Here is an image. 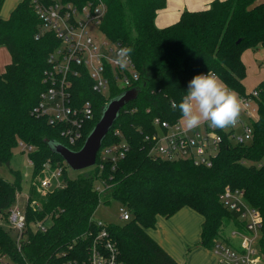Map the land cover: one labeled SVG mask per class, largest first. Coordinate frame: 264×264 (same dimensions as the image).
Listing matches in <instances>:
<instances>
[{
	"label": "trees",
	"instance_id": "1",
	"mask_svg": "<svg viewBox=\"0 0 264 264\" xmlns=\"http://www.w3.org/2000/svg\"><path fill=\"white\" fill-rule=\"evenodd\" d=\"M4 2L0 0V46L8 48L12 60L0 70V165L10 164L22 141L33 147L28 157L34 161V171L20 241L3 220L8 221L21 189V174L18 172L13 181L0 175V264H11L6 258L12 264L83 263L94 242L110 254L101 243L104 239L113 242L117 259L124 264H185L148 229L156 226L158 215L171 216L189 206L204 216L200 243L212 248L229 222L236 224L234 212L219 197L227 185L242 189L248 202L264 216V79L255 87L258 95L253 97L258 116L252 120V141L234 143L229 132L219 129L223 140L211 166L189 158L154 157L145 139L155 131V117L172 123L181 119L172 102L182 100L189 81L198 74L211 70L240 97L252 95L245 84L243 53L264 46V2L213 0L208 8L186 9L177 21L159 27L156 16L167 0H104L100 29L110 40L134 49L131 56L140 73L136 85L142 90L121 109L102 142L105 147L122 140L115 133L119 129L130 146L126 156L115 164L106 161L100 169L98 153L96 165L75 177L69 176L68 164L50 149L46 139L81 148L99 120L102 106L124 89L114 75L108 94L92 89L87 72L75 79L77 101L92 99L95 116L85 124L83 138L71 145L61 134L63 124H53L35 110L46 86L49 54L61 41L53 31L41 28L32 0H21L8 18L1 16ZM48 160L52 167H63L65 182L42 193L37 178ZM99 182L109 187L105 203L116 200L127 205L131 219L98 224ZM37 222H43L46 229L36 228ZM103 229L107 236L98 237Z\"/></svg>",
	"mask_w": 264,
	"mask_h": 264
},
{
	"label": "built area",
	"instance_id": "2",
	"mask_svg": "<svg viewBox=\"0 0 264 264\" xmlns=\"http://www.w3.org/2000/svg\"><path fill=\"white\" fill-rule=\"evenodd\" d=\"M32 2L36 14L41 19V28L53 31L61 41L49 54L50 66L45 73L46 86L41 92L35 110L45 114L51 123L63 124L62 136L74 145L83 138L85 124L95 116L92 99L77 101L74 92L75 79L87 72L88 77L92 79V89L108 94L112 75L123 89H127L137 84L140 73L132 56L123 68L116 62V51L126 46L110 40L100 29L101 17L106 9L104 0H86L82 4L72 0ZM96 29L103 33V39L96 37ZM251 93L250 97H240V105L244 107V112L239 114L237 123L229 130L222 129L229 132L234 143L246 144L253 139L252 120L258 116V104L253 97L258 95V90L254 89ZM154 123L155 131L145 136L150 155L168 159L189 158L199 165H212L223 140V134L219 129L210 127L205 122L200 125L203 129L200 130L198 126L190 131L181 124L180 119L172 123L159 117H155ZM238 128L239 132L236 131ZM115 133L121 136L122 140L111 146H101L98 151L100 169L104 168L106 161L115 164L124 158L130 148L121 131L116 129ZM19 145L27 154L33 149L31 145L22 141ZM30 162L34 164L32 158ZM48 169L52 170L51 176L46 175ZM62 175V166L52 167L49 160L45 162L39 180L40 191L45 193L63 186L65 180ZM108 189L104 182L97 183V190L101 194L99 206L105 204ZM219 197L223 205L235 214L236 227L232 229L231 235L238 240L231 243L224 234L215 239L212 249L217 256V263L264 264L262 250L264 216L261 210L248 202L240 188L227 185ZM119 204V217L124 220L131 219L132 213L128 206ZM96 219L99 225L105 224L103 220ZM8 222L20 241L26 227L25 211L18 206H12ZM34 225L36 228L46 229L43 222ZM107 234V230L103 229L98 237H106ZM101 243L106 251L108 249L111 251L110 254L100 250L98 242H94L87 261L83 263L73 261L69 264H124L117 259L116 249L111 240L104 239ZM1 260L4 263L3 258Z\"/></svg>",
	"mask_w": 264,
	"mask_h": 264
},
{
	"label": "rangeland",
	"instance_id": "3",
	"mask_svg": "<svg viewBox=\"0 0 264 264\" xmlns=\"http://www.w3.org/2000/svg\"><path fill=\"white\" fill-rule=\"evenodd\" d=\"M9 1L11 2V0H5L4 2L5 7L3 6L2 10H4L5 13H8L11 9V6L7 7L8 6L7 2ZM95 35L98 39H103L104 37L103 33L99 31L98 29H96ZM243 57L247 65V73L245 77L246 88L248 91H253L255 87L257 86V84L262 79H264V46H261L259 49H256V50L250 49V48L246 49L243 53ZM235 93L237 94V97L240 101V96L238 95L237 92ZM242 112H243V107L240 105V113ZM180 121H181V124L184 126V124L182 123V120ZM199 129L200 130L203 129V126H200ZM224 129L229 130L231 129V126L226 127ZM193 130L194 129L190 131H193ZM236 131L239 132L240 128H238V130L236 129ZM67 169H68L69 176L75 177L80 172L88 171L90 167L76 170L68 165ZM33 171H34L33 164H31L30 158L28 157L27 152H23L22 147L20 145H18L14 149V155L11 159L10 164L0 165V175H2L4 178L10 181L15 180L16 174L18 172H20L21 174V178H22L21 179V189L19 190L16 201L13 204V206L20 207L21 210H24L26 201L28 199V195L30 193V189H31L32 182H33ZM46 175L51 176L52 170L48 169L46 172ZM39 180H40V176L37 178V181ZM119 209H120L119 202L116 200H113L111 203H105V204L100 205L95 212V217L103 220L105 223H109V222H121L122 223L126 220L119 217L118 215ZM3 224L5 225L6 228L11 229V231L15 233V230L11 227L10 223L7 220L4 219ZM159 226H161V224H159ZM235 227H236L235 224H233L232 222H229V224L223 230L224 235L228 238V240L231 243H235L238 240L237 238L232 237L231 235V231ZM187 236H188V239H191V240L196 239V237H198L195 226L192 225V227H190V231L188 232ZM186 247H187V254L189 253L188 251H190L187 257L188 264H218L217 256L211 251L212 249L209 248L208 250L202 253L194 252L191 255V250H189L190 248H188V245H186ZM181 248L180 246H177L176 251L181 252L183 249ZM6 260H8L12 264L11 260L7 258Z\"/></svg>",
	"mask_w": 264,
	"mask_h": 264
},
{
	"label": "crops",
	"instance_id": "4",
	"mask_svg": "<svg viewBox=\"0 0 264 264\" xmlns=\"http://www.w3.org/2000/svg\"><path fill=\"white\" fill-rule=\"evenodd\" d=\"M20 1L21 0H11V2H7V7L11 6V9L8 13L1 10V16L3 18H8L12 10ZM212 1L213 0H167V5L157 13L156 23L159 27H164L177 21L184 10H200L208 8ZM258 1L264 2L263 0ZM11 60L12 57L8 48L6 46H0V70H5L6 65L10 63ZM203 221L204 216L201 213L189 206H184L171 216L158 215L156 226L149 228L148 231L180 263L188 264L187 257L190 251H188L189 253L187 254L186 245L190 248L191 255L194 252L202 253L209 249L200 243ZM159 224H161V226H159ZM192 225L196 227L198 237L191 240L188 239L187 234ZM177 246L183 248H181V252L176 251ZM211 251L214 253L213 249Z\"/></svg>",
	"mask_w": 264,
	"mask_h": 264
},
{
	"label": "clouds",
	"instance_id": "5",
	"mask_svg": "<svg viewBox=\"0 0 264 264\" xmlns=\"http://www.w3.org/2000/svg\"><path fill=\"white\" fill-rule=\"evenodd\" d=\"M134 49L121 47L116 51V62L123 68ZM188 90L173 109H179L185 128L192 130L207 122L210 127L224 129L234 126L240 114L237 94L211 70L194 76L188 83Z\"/></svg>",
	"mask_w": 264,
	"mask_h": 264
},
{
	"label": "water",
	"instance_id": "6",
	"mask_svg": "<svg viewBox=\"0 0 264 264\" xmlns=\"http://www.w3.org/2000/svg\"><path fill=\"white\" fill-rule=\"evenodd\" d=\"M141 90L142 86L136 85L111 97L102 106L101 116L87 135L81 148L72 149L57 139H46L50 149L60 154L73 169L80 170L94 166L102 142L119 116L121 109L136 99Z\"/></svg>",
	"mask_w": 264,
	"mask_h": 264
}]
</instances>
